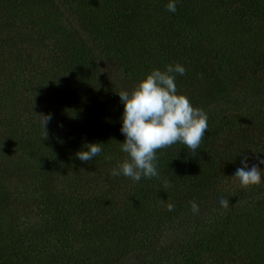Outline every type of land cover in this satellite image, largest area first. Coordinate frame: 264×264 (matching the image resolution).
<instances>
[{"label": "trees", "instance_id": "1", "mask_svg": "<svg viewBox=\"0 0 264 264\" xmlns=\"http://www.w3.org/2000/svg\"><path fill=\"white\" fill-rule=\"evenodd\" d=\"M168 3L0 0V264H264V177H233L244 156L264 171V0ZM177 63L208 116L200 149L158 151V177L112 176L118 92ZM89 143L102 151L80 161Z\"/></svg>", "mask_w": 264, "mask_h": 264}, {"label": "clouds", "instance_id": "2", "mask_svg": "<svg viewBox=\"0 0 264 264\" xmlns=\"http://www.w3.org/2000/svg\"><path fill=\"white\" fill-rule=\"evenodd\" d=\"M166 9L175 13V0H169ZM185 72L186 69L179 63L167 65L163 71L153 69L131 91L118 92L123 103L120 131L124 141L120 146L127 158L111 171L112 176L124 175L135 181L141 177H158V151L175 144L186 146L193 155L200 149L208 130V116L203 109L194 107L187 95L177 91L176 74L184 75ZM39 115L43 139H46L47 124L52 117L50 114ZM101 145L86 144L84 147L87 150H80L76 155L80 161L89 162L101 153ZM247 159L244 156L241 161L243 166L237 168L233 175L243 188L259 185L264 177V171L257 165L249 168ZM259 164H264V159H260ZM170 186L165 181V187ZM190 204L192 211L198 212L199 206L195 202ZM220 204L227 209L229 201L221 197ZM167 208L172 211L174 205L168 204Z\"/></svg>", "mask_w": 264, "mask_h": 264}, {"label": "rangeland", "instance_id": "3", "mask_svg": "<svg viewBox=\"0 0 264 264\" xmlns=\"http://www.w3.org/2000/svg\"><path fill=\"white\" fill-rule=\"evenodd\" d=\"M7 152H9V151H3L1 148H0V155L1 154H5V153H7ZM9 154V158H11L12 160H15L16 158H17V155H16V153H14V152H10V153H8Z\"/></svg>", "mask_w": 264, "mask_h": 264}]
</instances>
